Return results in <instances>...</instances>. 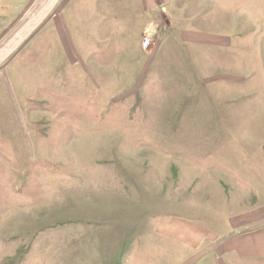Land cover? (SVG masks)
<instances>
[{"label": "rangeland", "instance_id": "1", "mask_svg": "<svg viewBox=\"0 0 264 264\" xmlns=\"http://www.w3.org/2000/svg\"><path fill=\"white\" fill-rule=\"evenodd\" d=\"M205 1L60 0L71 47L42 34L59 35L58 87L40 96L25 77L32 95L0 118V264H153L137 225L237 190L213 156L264 154V0ZM178 247L172 264L189 257Z\"/></svg>", "mask_w": 264, "mask_h": 264}, {"label": "crops", "instance_id": "2", "mask_svg": "<svg viewBox=\"0 0 264 264\" xmlns=\"http://www.w3.org/2000/svg\"><path fill=\"white\" fill-rule=\"evenodd\" d=\"M164 2L165 0H146L147 5L152 7ZM205 2L208 3L205 8H213L214 4L210 0ZM59 3L60 0H25V5L20 11V0H0V5L10 9L6 12L7 17L20 11L16 14L19 16L15 18L16 21H10L8 26L0 28V100L5 99V102L0 103V118L4 117V108L7 105L22 108L18 89L23 95H32L31 91L23 87L22 80L25 77L34 76L38 87L35 91L40 93V96L51 93L58 87V82L54 80L57 75L53 74L52 64L53 61L56 62L53 55L58 54L60 47L59 35L52 33L45 41L42 34L59 27L63 32L64 46L67 49L71 47V25L67 18L60 19ZM89 21L90 16L84 22ZM75 22L74 17V25ZM24 53L34 56V65L31 67H27L23 58L18 56ZM66 56V62H75V58L77 59L75 55ZM16 135L15 130L6 134L10 137ZM236 143H233V148L237 150ZM3 151L5 150H0V153ZM233 154L213 156L222 162L227 175L237 183V190L232 184L226 188L223 186L225 184L219 183L222 189L218 191L223 197L219 199V204L213 199L201 202L196 198L194 206H190L184 215L161 213L158 210L151 215L150 228L148 225L147 230L141 234L140 225L134 228L130 237L132 243L136 245L140 238H148L144 242L146 244L148 241L151 245L148 247V254L160 252L159 254L164 255L148 261L153 264H172L171 243L175 242L182 250L179 253H185V256L189 254V257H184L179 264H264V154L255 158L246 152L239 157H236V153ZM226 171L213 169V175H224ZM235 191H243L245 197L238 195L233 198L232 192ZM192 207L195 209V215ZM188 215L195 217L190 218ZM136 251L137 248L134 252Z\"/></svg>", "mask_w": 264, "mask_h": 264}, {"label": "built area", "instance_id": "3", "mask_svg": "<svg viewBox=\"0 0 264 264\" xmlns=\"http://www.w3.org/2000/svg\"><path fill=\"white\" fill-rule=\"evenodd\" d=\"M152 42V37L150 35H146L143 42V47L148 48Z\"/></svg>", "mask_w": 264, "mask_h": 264}]
</instances>
